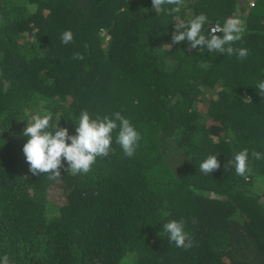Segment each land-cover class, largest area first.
Listing matches in <instances>:
<instances>
[{
    "label": "trees",
    "instance_id": "trees-1",
    "mask_svg": "<svg viewBox=\"0 0 264 264\" xmlns=\"http://www.w3.org/2000/svg\"><path fill=\"white\" fill-rule=\"evenodd\" d=\"M249 1L186 0L169 15L151 0H0V255L11 264H264V159L251 157L264 154V0ZM201 13L221 27L243 19L231 46L247 58L165 46L177 16ZM65 30L73 43H61ZM84 109L128 118L142 137L134 156L113 137L114 151L87 175H32L27 123L50 113L75 134ZM243 149L247 178L224 171ZM208 155L221 165L211 175L199 169ZM180 219L189 250L163 232Z\"/></svg>",
    "mask_w": 264,
    "mask_h": 264
},
{
    "label": "clouds",
    "instance_id": "clouds-1",
    "mask_svg": "<svg viewBox=\"0 0 264 264\" xmlns=\"http://www.w3.org/2000/svg\"><path fill=\"white\" fill-rule=\"evenodd\" d=\"M252 1H249L250 6H253ZM185 4L186 0H151V8L156 13L164 10L165 5L170 6L169 15L179 14ZM206 24L212 26L206 30L204 27ZM206 31L207 34H205ZM245 31L246 22L238 16L227 18L222 27L219 24L210 23L203 13L188 20L177 16L174 31L171 33V44L165 46L170 48L172 45L186 43L188 51L199 47V49H207L208 53L229 56L235 54L238 59L243 60L249 55V50L236 49L231 45L240 41ZM73 42V32L63 31L61 43L67 45ZM72 58L83 60L84 56L81 53H74ZM256 88L257 95L264 97V80H260ZM245 100L251 101V98L246 97ZM51 120L50 113L34 116L33 122L27 123L24 128L23 135L27 137V142L22 148L31 174L37 177L47 174L49 180L60 178L61 169L73 175H87L97 158H107L114 151L111 146L113 137H115V144L121 147L124 156L128 158L134 156L142 139L139 131L120 111L114 112L111 117L105 115L103 118L100 116L92 118L88 110H82L75 126V134H69L67 127H59L58 121L53 125ZM217 157L218 155H208L199 164L200 171L205 175H211L214 170H218L221 165ZM251 157L260 160L264 159V154L253 151ZM233 167L237 175L247 178L246 174L251 171L248 149L234 153L233 158L224 164V171ZM162 228L168 235L169 243H173L176 247L189 250L195 246L193 238L185 231L183 219L170 220L164 223ZM0 264H11L7 254L0 255Z\"/></svg>",
    "mask_w": 264,
    "mask_h": 264
},
{
    "label": "rangeland",
    "instance_id": "rangeland-1",
    "mask_svg": "<svg viewBox=\"0 0 264 264\" xmlns=\"http://www.w3.org/2000/svg\"><path fill=\"white\" fill-rule=\"evenodd\" d=\"M250 1H252V0H250ZM253 2V1H252Z\"/></svg>",
    "mask_w": 264,
    "mask_h": 264
}]
</instances>
